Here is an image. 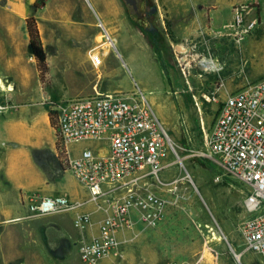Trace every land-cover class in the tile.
<instances>
[{
  "label": "rangeland",
  "instance_id": "1",
  "mask_svg": "<svg viewBox=\"0 0 264 264\" xmlns=\"http://www.w3.org/2000/svg\"><path fill=\"white\" fill-rule=\"evenodd\" d=\"M80 1L74 0L72 3L65 1L69 7L68 14L65 18L60 17V20L56 21L57 28L54 25L52 28L58 30L59 36L47 35V40L50 41L48 49L53 62L48 64L49 75L47 71L44 82L38 80L40 86L43 89L49 88L50 92L58 90L59 95L63 97L89 95L91 84L95 82H100L110 92H141L174 149V152L169 151L164 161L167 166L159 173L162 183H174L172 186H164L152 182L150 187L152 190V186L159 189L166 199L172 201L169 212L175 218L176 230L190 238V244L195 250L198 249V253L193 257L194 262L263 264L260 256L243 253L242 257L238 253L244 246L238 224L246 216L243 200L248 188L224 174L199 153L205 151L204 136L208 133L225 94L219 92L217 102H205L202 95H209L213 91L214 84L220 81L223 83L221 89L223 93L227 83L245 86L264 76V0H259L257 4L253 2L252 5L257 7L255 15L259 18V24L239 46L226 38L206 35L203 40L200 39L194 44L191 51L186 52L191 56H183L185 64L190 63L189 73L184 74L183 65L178 63L179 55H175L171 43L169 22L164 15L152 20L159 32V35L149 40L153 57L140 43L148 39L144 24L133 22L131 28L137 30L139 37L132 36L130 29L126 30L123 25H119V31L114 32L113 36L117 34L124 39L122 45L113 41V45L102 48V65L98 69L88 65L82 54L95 44V36L98 33L103 36H106V32L111 34L109 25L113 20L111 12L114 8L113 0ZM162 2L167 5L173 3L172 0H162ZM183 2L189 1L183 0ZM220 12L224 14V22H228L230 14L225 9H220ZM43 14L45 15V11ZM68 20L75 21L68 24ZM27 49L26 44L24 55H21L19 62H13V69L8 65L0 64V76L9 75L8 77L13 78V86H16L13 95L18 96L16 100L21 99L19 94L23 92L27 94H22L23 98L28 101L27 103H31L32 92L39 96V91L36 87L35 67L26 59ZM195 53L200 54L201 57L210 56L215 64L218 63L221 67L218 74L210 73L198 77L200 70L196 61L199 57ZM25 72L28 75H24ZM24 82L25 89H17ZM34 85L35 89L32 88ZM32 108V105L26 108L18 105L11 112L13 142L29 154L33 149L45 150L35 157L38 165L31 158L24 167L28 174L24 183L26 192L41 195L54 190L57 192L72 190L79 200H86L89 197L87 190L70 171H63L53 158L52 134L45 123L44 115L32 119L29 112L23 113L26 109ZM34 108L37 109V106ZM22 115H26L23 120L27 122L25 128L20 125ZM26 131L28 134L24 133ZM31 131L33 138L30 137ZM83 147L104 148V144L82 142L72 147L73 153L76 154ZM215 177H219V180L215 181ZM38 225L34 223L33 230L35 243L40 245L39 240L44 232L38 229ZM71 231L73 235L78 234L73 227ZM233 253L239 257L235 258ZM71 258V264H82L77 250ZM39 259L41 260L42 257L39 256ZM166 261H170L169 258L162 260L160 264Z\"/></svg>",
  "mask_w": 264,
  "mask_h": 264
},
{
  "label": "built area",
  "instance_id": "2",
  "mask_svg": "<svg viewBox=\"0 0 264 264\" xmlns=\"http://www.w3.org/2000/svg\"><path fill=\"white\" fill-rule=\"evenodd\" d=\"M258 24L252 4H236L231 8L230 22L212 37L226 38L239 46ZM185 55L178 56L183 74L190 68V63L183 61ZM89 59L93 67L101 65L100 53H93ZM196 64L198 77L221 70L210 56L199 57ZM222 88L221 81L214 84L213 91L203 94L202 99L217 102ZM43 103L58 163L85 187L89 197L85 201L65 194L27 197L24 218L72 213L73 227L84 231L93 225L92 215L100 213L97 234L78 245L83 264H99L105 257L120 254L118 233L132 232L136 220L147 228H155L163 220L172 201L155 193L150 185L174 183L159 179L173 146L141 92L93 93L45 99ZM82 142L103 143L104 148L83 147L74 154L72 147ZM204 144L206 151L199 155L248 188L243 200L246 216L238 230L244 248L260 256L264 264V76L224 97ZM86 204L93 210L84 211Z\"/></svg>",
  "mask_w": 264,
  "mask_h": 264
},
{
  "label": "crops",
  "instance_id": "3",
  "mask_svg": "<svg viewBox=\"0 0 264 264\" xmlns=\"http://www.w3.org/2000/svg\"><path fill=\"white\" fill-rule=\"evenodd\" d=\"M65 1L72 3L74 0H46L43 7L35 10L33 8L35 0H0V64L8 65L13 69V62H19L21 55H24V48L27 44L26 59L30 60L35 67L25 29V19L34 16L48 67V64L53 62V59L48 49L50 41L47 40V35H50V37L59 36L58 30H52V28L53 25L57 28L56 24L58 22L56 21L60 20V17L65 18L68 14L69 7ZM75 1L81 2L80 0ZM172 1L171 5H167L162 0H153L158 13V15L156 13V16L164 15L169 22V35L175 55L186 53L188 50L191 51L194 44L198 43L200 39L203 40L206 35H214V31L221 30L222 26L231 20V8L233 5L253 4V2L257 4L256 2H259V0H188V3L183 2V0ZM72 6H76V4H72ZM113 8L111 12L113 20H111L109 25L111 34L106 32V36H103V34L98 33L95 36V44L82 54L88 65H91L89 58L93 53H100L102 65V48L113 45V41L120 46L122 45L125 40L118 37L117 34L113 36L114 32L119 31L121 25L126 30L130 29L132 36L139 37L137 30L131 28L133 26L132 13L124 0H113ZM255 8L257 7L255 6ZM220 9H225L230 14L228 22H224V14L220 12ZM43 11H45V15ZM72 21L75 20H68L67 22L72 24ZM127 33L129 35L128 31ZM140 43L149 50L150 55L153 57L149 39L146 38L145 41ZM195 55L201 57L198 53H195ZM186 56L191 55L186 54ZM25 74L28 75L27 72ZM35 75L37 77L36 87L39 91V96L32 92L31 99L33 100L31 103H27L28 101L23 98V95H27L26 93L23 94V92V95L19 94L21 99L16 100L15 98L18 96L13 95V91L16 90V86H13V78L8 77L9 75L0 76V120L3 119L0 122V264H71V257L76 250L79 256V243L81 241H89L91 237L97 234V222L101 214L94 213L92 215L93 225L84 231H78L73 227L72 213L49 214L33 220L24 218L27 213L24 200L27 197L38 199L44 196H51L52 194H65L73 200L82 201L77 198L76 193L72 190H63V192L54 190L51 193L41 195L28 194L26 192L27 189H25L24 183L28 174L24 167L31 158L37 164L35 157L45 150L43 148L33 149L32 151L30 150L29 154L28 151L23 150L13 142V113L11 112L18 105L25 108L32 105V109H26L23 113L28 114L29 112V116L32 119L33 117L39 118L44 115L45 123L52 134L53 158L60 167L55 153L53 130L43 101L53 97H56V99L58 97L66 98L63 95L60 96L58 90L50 92L49 88L43 89L39 84L36 68ZM25 86L26 83L24 82L17 89L24 90ZM243 86L244 84L230 85L227 83L224 87V92L220 91V94H225L223 96L225 97ZM32 88L35 89V85ZM88 92H90L89 94L106 93L110 92V90L104 88L100 82H95L91 84ZM44 96L46 97L42 99ZM35 106H37V109L34 108ZM25 116L22 115L20 118L22 119L20 125L24 128L27 127V122L23 121ZM24 133L28 134V131ZM30 137L33 138V131L30 132ZM20 167L25 171L20 170ZM180 180L182 179L180 178ZM82 187L85 189L83 185ZM152 188L155 193L163 196L159 189L154 186ZM169 208L171 209V205L166 208L163 220L155 228H147L136 220L132 232L122 231L118 233L120 254L118 256L105 257L99 264H160L162 260L167 258L177 264H198L193 259L194 255L198 253V249L195 250L190 244V238L176 230L175 218L171 216ZM83 210L92 211L93 207L86 204ZM133 218H136L135 214ZM34 223L39 224L37 226L38 229L44 232V235H41L39 240L40 245L35 243ZM72 227L77 230L78 234L73 235ZM241 248L240 251H237L242 257L243 253H252L247 251L244 246ZM39 256L42 257L41 260ZM67 258L69 261H67Z\"/></svg>",
  "mask_w": 264,
  "mask_h": 264
},
{
  "label": "trees",
  "instance_id": "4",
  "mask_svg": "<svg viewBox=\"0 0 264 264\" xmlns=\"http://www.w3.org/2000/svg\"><path fill=\"white\" fill-rule=\"evenodd\" d=\"M45 2L46 0H35L33 8L35 10L40 9L41 7H43ZM25 29L28 35L29 50L35 61V68L38 73V78L39 81L43 83L47 75L48 67L44 58L43 46L40 40L34 16H30L25 19Z\"/></svg>",
  "mask_w": 264,
  "mask_h": 264
},
{
  "label": "flooded vegetation",
  "instance_id": "5",
  "mask_svg": "<svg viewBox=\"0 0 264 264\" xmlns=\"http://www.w3.org/2000/svg\"><path fill=\"white\" fill-rule=\"evenodd\" d=\"M129 7L132 13V20L138 24H144V29L148 39L151 41V37L159 35L158 28L154 26L153 21L155 19L157 10L153 0H129L124 1Z\"/></svg>",
  "mask_w": 264,
  "mask_h": 264
},
{
  "label": "water",
  "instance_id": "6",
  "mask_svg": "<svg viewBox=\"0 0 264 264\" xmlns=\"http://www.w3.org/2000/svg\"><path fill=\"white\" fill-rule=\"evenodd\" d=\"M124 1L128 2L129 0H124ZM233 255H234L235 258H237L235 253H233Z\"/></svg>",
  "mask_w": 264,
  "mask_h": 264
},
{
  "label": "bare ground",
  "instance_id": "7",
  "mask_svg": "<svg viewBox=\"0 0 264 264\" xmlns=\"http://www.w3.org/2000/svg\"><path fill=\"white\" fill-rule=\"evenodd\" d=\"M186 57V56H185ZM236 257L238 258V255H236Z\"/></svg>",
  "mask_w": 264,
  "mask_h": 264
}]
</instances>
